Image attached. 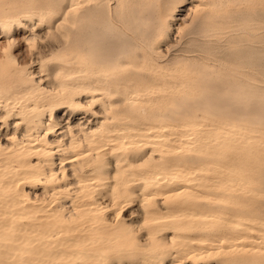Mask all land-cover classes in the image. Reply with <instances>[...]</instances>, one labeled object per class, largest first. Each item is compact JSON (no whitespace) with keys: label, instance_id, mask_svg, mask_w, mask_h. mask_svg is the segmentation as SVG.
Segmentation results:
<instances>
[{"label":"bare ground","instance_id":"bare-ground-1","mask_svg":"<svg viewBox=\"0 0 264 264\" xmlns=\"http://www.w3.org/2000/svg\"><path fill=\"white\" fill-rule=\"evenodd\" d=\"M18 1L0 0V264H264V131L191 120L183 92L214 79L206 64L157 61L166 11L151 0ZM191 2V34L225 22L210 13L224 2ZM19 29L37 76L12 53Z\"/></svg>","mask_w":264,"mask_h":264},{"label":"rangeland","instance_id":"rangeland-1","mask_svg":"<svg viewBox=\"0 0 264 264\" xmlns=\"http://www.w3.org/2000/svg\"><path fill=\"white\" fill-rule=\"evenodd\" d=\"M151 1L157 2L159 12L164 13L166 11V13L168 14V21L173 24L172 32L169 38L164 41L163 44H161L162 49L160 48V50L163 54L160 53L161 55L159 58H157V61H162L163 64H171V66L176 65L175 67L181 66L183 67V69L187 64L175 63L177 60L186 58L192 63L194 62V64L198 63L197 65L206 64L205 66H208L210 68V70L208 71V75L204 73V70L200 71L201 73H197L202 75L204 73V76L214 79L210 87L208 86V84H205L204 86L199 88L198 86H196L195 82H193L191 83L192 85L186 87V90L183 92V94L186 95L187 101H189V103L193 105L187 107L188 110L193 111L194 113L193 117H191V120L197 119L199 122H206L207 124L214 126H216V122L214 121L232 122L236 124L241 123L239 124L241 127H253L254 129L264 131V0H237V2L232 1L234 2V5L235 3H237L236 6H234L232 2L229 3L230 0H212L216 2H224L226 8L222 7L223 12L221 13V9L219 10V12L210 13L219 15L224 14L226 16V20L223 24L215 25L216 28L207 32L209 33V35L207 36L208 38L206 37L207 33H198V36V34H194L195 32L193 30L194 33L192 32L191 34V28H189L191 27L190 21L195 14V12L192 11L193 2H191V0H186L182 7H179V5L181 4V0H176L177 3L175 2V0ZM18 2L15 7H19V10L21 9V7H23L24 0H20L19 4ZM249 2L251 6H249ZM255 3L257 5H260H254ZM250 7L255 8H252V10H250ZM174 10H177V12L175 13V15H173L174 17L172 18L171 16ZM27 33L28 32L23 31V29H19L18 31L16 30L17 35L15 34L14 37L15 39L17 38V44L19 43L18 45L20 46L15 48L12 53L14 56H16V59L18 58L17 60L19 61H17V63L20 62L18 64L21 65V67H27L30 71L34 69L33 73L37 76L38 69L36 67H32L31 65L29 66L28 62V60H30L28 47L23 40L24 38L29 36V33L28 35ZM200 35L205 36L202 37ZM4 41L5 39H1L0 34V44H3L2 47H4L5 45ZM39 45L41 46V44L38 42L34 43V46L36 47H38ZM56 52H54V54L46 53L44 60H50L53 56L58 55L59 53ZM47 55L48 57H46ZM33 61H36L35 58L33 59ZM186 69L190 68L186 67ZM218 72H220L219 75H217ZM191 77L193 79L196 78L194 77V75ZM238 80L240 81L238 82ZM224 81L227 82L224 83ZM226 88L229 90H227ZM210 98L212 99L210 100ZM204 100L205 103L203 102ZM155 106L156 109L158 108L160 110L159 111L157 109L159 112L163 113L164 111H167L166 108L168 105L157 104ZM63 112L66 111L61 110L59 113L60 117L63 115ZM69 114L70 113H68V115L63 118L67 120L72 115ZM82 116L84 115L78 114L76 118ZM197 120L194 121L198 122ZM218 135L220 136V134H217L216 136ZM206 149L205 150L208 152H216V146L214 149L213 143H208L206 145ZM220 149L221 147H217V150ZM212 152L209 153L212 154ZM210 158L211 161L206 160V164L215 163L216 160L220 161V157L214 155L206 157V159ZM261 176L262 177L259 178L260 183L258 185V189L260 190L262 188L260 190V195H264V173L261 174ZM200 189H202L203 192L200 191ZM200 189L198 192H201L200 194L205 196V199L215 198L216 196H219L218 192H221V190H215L216 192H214V189L212 188L206 190L205 188ZM262 190L263 192H261ZM210 193H214L216 195L214 196ZM231 195L232 198L230 199V201H237L236 198L238 197L239 193L233 192V194ZM233 196L235 198H233ZM125 215L128 218L129 216H131L130 212L125 213ZM205 264H216V262L211 260L210 262Z\"/></svg>","mask_w":264,"mask_h":264}]
</instances>
